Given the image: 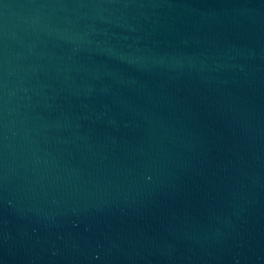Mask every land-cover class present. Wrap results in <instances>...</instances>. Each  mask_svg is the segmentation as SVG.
<instances>
[{
    "label": "water",
    "instance_id": "1",
    "mask_svg": "<svg viewBox=\"0 0 264 264\" xmlns=\"http://www.w3.org/2000/svg\"><path fill=\"white\" fill-rule=\"evenodd\" d=\"M0 264H264V0H0Z\"/></svg>",
    "mask_w": 264,
    "mask_h": 264
}]
</instances>
